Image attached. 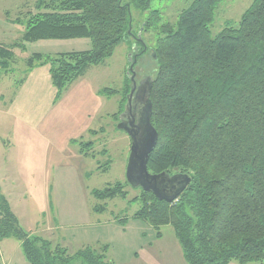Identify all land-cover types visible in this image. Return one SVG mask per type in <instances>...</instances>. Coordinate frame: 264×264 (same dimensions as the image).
<instances>
[{
  "label": "trees",
  "instance_id": "16d2710c",
  "mask_svg": "<svg viewBox=\"0 0 264 264\" xmlns=\"http://www.w3.org/2000/svg\"><path fill=\"white\" fill-rule=\"evenodd\" d=\"M154 1L38 0L21 41L0 45V72L12 70L15 50L26 51V43L90 39L88 51L34 54L26 60V77L36 67L50 65L60 99L124 41L135 38L139 56H144L149 50L133 32L132 12L149 13L142 34L156 33L150 49L157 66L151 100L159 140L148 170L187 174L192 181L173 203L140 189L129 201L140 204L133 220L152 226L158 239L162 227L172 226L187 264H264V0H254L237 25L228 21L215 36V12L225 0H192L176 25L162 23ZM131 82L122 92H99L106 97L122 93L116 117L125 108ZM94 148L92 141L81 142L80 154L95 158ZM127 186V181L117 182L92 195L128 201ZM9 238L21 242L30 264H116L107 260L108 246L72 255L26 231L0 187V241Z\"/></svg>",
  "mask_w": 264,
  "mask_h": 264
},
{
  "label": "rangeland",
  "instance_id": "374dc122",
  "mask_svg": "<svg viewBox=\"0 0 264 264\" xmlns=\"http://www.w3.org/2000/svg\"><path fill=\"white\" fill-rule=\"evenodd\" d=\"M37 1L0 0V45L9 47L21 41L28 13H36ZM191 1L155 0L153 9L161 12L163 24L176 25ZM253 1L222 2L215 12L212 34H219L228 21L237 25ZM132 16L133 32L141 36L149 51L141 57L135 38L124 41L104 64L91 67L67 88L54 113L38 127L18 123L7 110L26 77V60L34 54L88 51L92 43L90 39L38 41L26 43L24 52L15 50L12 70L0 72V162L12 157L5 167L9 171L0 175V181L6 180L4 192L20 225L72 255L86 248L101 252L108 246L107 260L116 264H187L172 226L162 227V238L158 239L152 226L133 220L140 204L129 201L140 194V189L127 186L128 201L98 200L92 195L93 190L127 181L131 149V138L118 129L121 115L116 117L122 93L106 97L98 92L107 88L122 92L131 80L130 63L136 55V82L156 74L150 50L156 33L142 34L149 13L133 10ZM67 139L75 142L67 145ZM90 141L95 143V160L79 155L80 143ZM100 206L105 211L96 212ZM120 219L125 223H119ZM0 252L2 264H30L17 239L0 241Z\"/></svg>",
  "mask_w": 264,
  "mask_h": 264
},
{
  "label": "water",
  "instance_id": "95a60500",
  "mask_svg": "<svg viewBox=\"0 0 264 264\" xmlns=\"http://www.w3.org/2000/svg\"><path fill=\"white\" fill-rule=\"evenodd\" d=\"M139 40H141L140 35ZM136 62L137 57L131 63L128 73L131 77L133 88L127 96V106L128 108L129 105L134 106L133 116L127 122L121 119L118 126L119 130L124 131L131 138L126 180L135 189L152 192L158 200L173 203L186 191L192 179L187 174H151L148 170L150 155L155 150L159 140V134L152 124L153 104L151 91L154 78L148 77L147 86H140L133 104L137 90L136 72L134 71ZM125 115L126 113H123L121 118Z\"/></svg>",
  "mask_w": 264,
  "mask_h": 264
},
{
  "label": "crops",
  "instance_id": "0c3cea01",
  "mask_svg": "<svg viewBox=\"0 0 264 264\" xmlns=\"http://www.w3.org/2000/svg\"><path fill=\"white\" fill-rule=\"evenodd\" d=\"M50 70V65L38 66L29 73L25 82L20 85L21 87L17 96H14L7 109L9 114L18 123L28 127H38L54 113L59 99H57L58 90L53 84ZM73 141V139H67V143L66 141L65 143L70 145ZM79 155H81L80 149ZM81 156L84 158H92ZM92 159L95 160L96 158ZM11 161L12 157H7L0 162V175L9 171L5 167ZM5 182L6 180L2 179L0 181V187L11 205L8 195L4 192Z\"/></svg>",
  "mask_w": 264,
  "mask_h": 264
},
{
  "label": "flooded vegetation",
  "instance_id": "af4514ba",
  "mask_svg": "<svg viewBox=\"0 0 264 264\" xmlns=\"http://www.w3.org/2000/svg\"><path fill=\"white\" fill-rule=\"evenodd\" d=\"M152 54H153V53H152ZM152 56H154V54H153ZM136 57H137V55H136ZM148 77H150V76H149V75H145V76H143L142 79H140V80L137 82V90H136V93H135V95H134L133 104H134V102H135L136 94H137V92H138L140 86H141V85H143V87H146V86H147V84H148V80H147ZM151 77H152V76H151ZM132 88H133V84H132V87L130 88V91H131ZM129 93H130V92H129ZM128 95H129V94H128ZM133 107H134V106L129 105V108H128V106H127V102H126L125 109H124L123 112L120 114V115H122L123 113H126V115H125L123 118H121V116H120L119 123L121 122V119H123L125 122L129 121L130 119H132L133 112H134V108H133Z\"/></svg>",
  "mask_w": 264,
  "mask_h": 264
}]
</instances>
